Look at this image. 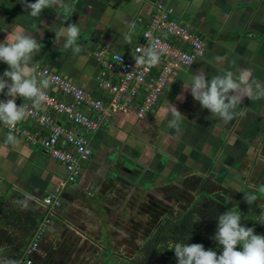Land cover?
I'll return each mask as SVG.
<instances>
[{"label":"crops","instance_id":"1","mask_svg":"<svg viewBox=\"0 0 264 264\" xmlns=\"http://www.w3.org/2000/svg\"><path fill=\"white\" fill-rule=\"evenodd\" d=\"M66 3L73 10L71 17L56 7L32 17L19 0H0V42L21 30L36 35L41 51L33 57L31 67L36 63L50 67L86 89L91 97L107 100L98 83L108 74L96 51L106 44L109 50L130 56L156 3H162L177 20L194 30L204 41L205 52L191 66L174 71L163 94L143 118L133 112H117L96 130L84 131L64 115L44 105H33L50 113L58 124L84 133L92 147L81 175L63 187L56 188L65 179V167L39 143L29 142L26 136L8 131L0 123V239L4 240L0 257L23 255L45 214L41 199L55 188L59 190L60 205L43 234L33 264H93L90 255L95 244L89 236L104 237L111 231L113 240H117L126 217L124 207L129 203L132 210L145 197L171 205L172 192L258 190L264 177V99H245L235 110V118L225 125L210 116L207 109H201L190 92H183L182 85L197 74L211 79L232 71L235 79L240 69H248L254 88L255 84L264 87V0ZM67 23H76L80 29V53L54 43L55 33ZM6 68L0 62V74ZM47 90L70 100L51 84ZM181 94L183 98L178 99ZM5 99L0 94V100ZM19 102L30 103L17 97ZM172 105L184 117L175 127L169 126L174 118ZM84 111L91 117L97 115L87 108ZM17 124L37 138L47 135L44 126L28 118ZM10 133L18 144L5 142ZM253 169L255 180L249 178ZM25 193L34 197L28 210L17 203ZM191 199L197 200L194 196Z\"/></svg>","mask_w":264,"mask_h":264},{"label":"built area","instance_id":"2","mask_svg":"<svg viewBox=\"0 0 264 264\" xmlns=\"http://www.w3.org/2000/svg\"><path fill=\"white\" fill-rule=\"evenodd\" d=\"M149 47L162 51L159 63L151 68L135 64L133 58L143 55ZM204 52L205 45L195 31L177 20L162 3H156L148 25L142 30L140 41L132 47L130 56L111 51L106 44L96 51L101 67L108 74V77L100 79L98 83L99 89L106 94V101L102 97H91L86 89L50 67L36 63L33 69L39 79H50L51 85L70 99L58 98L46 90L44 106L64 115L84 131H94L106 124L117 112H133L138 118L145 117L163 94L174 71L191 66ZM23 103L25 102L17 105ZM85 108L95 111L96 117L87 114ZM25 118L44 126L47 135L37 138L18 124L14 128L7 125L4 127L10 132L26 136L33 144L39 143L53 159L65 167V179L56 188L74 182L81 175L83 162L92 155L89 139L84 133L58 124L50 113L33 106L27 111ZM56 188L41 199L45 214L23 249L26 264H33L43 234L60 205L59 190Z\"/></svg>","mask_w":264,"mask_h":264},{"label":"clouds","instance_id":"3","mask_svg":"<svg viewBox=\"0 0 264 264\" xmlns=\"http://www.w3.org/2000/svg\"><path fill=\"white\" fill-rule=\"evenodd\" d=\"M25 11L32 17L40 16L44 9L56 7L66 16L71 17L73 10L66 0H19ZM41 38L43 33H40ZM80 29L76 23H67L55 33L54 43L64 50L72 49L80 53L82 46L78 43ZM41 43L36 35H30L23 30L14 32L0 42V62L7 68L0 74V94L7 97L0 100V123L14 128L23 120L27 111L36 105L43 108L47 99L46 90L50 87V79H39L31 67L33 57L40 53ZM162 51L158 52L154 47H149L143 55L134 57L135 64L147 65L149 68L156 66L160 61ZM222 60V57H217ZM232 71H226L222 75H215L208 79L202 74L193 75L189 83H183V92H190L192 98L199 102L201 109H207L210 116L221 120L225 125L230 123L237 112L239 105L245 99H264V87L255 84L251 79L248 69H240L237 78L234 79ZM17 97L30 103L17 105ZM181 94L178 99H182ZM173 119L169 121L170 127H175L177 120L182 118L181 113L172 105ZM184 118V117H183ZM7 144L19 143L16 136L9 134L6 137ZM25 198L17 203L24 210H28L29 201L34 197L28 193ZM244 201L252 205L257 200L255 194L244 193ZM218 223L212 239L222 252L217 253L211 249L205 250L199 243L183 244L174 242L171 248L174 251L177 264H264V235L254 234V228L241 225L239 211H226L217 218ZM237 245L241 250H236ZM2 251V250H0ZM0 264H17L14 259L0 257Z\"/></svg>","mask_w":264,"mask_h":264},{"label":"trees","instance_id":"4","mask_svg":"<svg viewBox=\"0 0 264 264\" xmlns=\"http://www.w3.org/2000/svg\"><path fill=\"white\" fill-rule=\"evenodd\" d=\"M217 194L219 193L213 195L206 194L207 196L202 195L197 198V200L190 202L184 213L178 211L175 217L179 220L177 223H174L173 233L168 236L169 239L173 240L172 244H167V242H165L167 240L165 235H158L155 239L147 241L149 247L144 248L145 253L143 254V263H150V258H152V260L153 258H156L157 264H177L174 251L171 249L174 242H180L183 244L199 243L204 246L205 250L211 249L219 255L223 250L222 246H219L217 242L212 239L214 236L212 228L215 230L218 223L217 218H214V216L219 213V210L215 209L214 205L223 208V213L228 210L239 211L241 214L242 226L252 227L254 228V234L264 235V225L254 213L243 210L241 207L237 206V202H228V204H224L225 197L219 194L223 197L220 198ZM214 200H217L218 202ZM197 217L200 218V220L197 221L194 219ZM201 217L203 218L201 219ZM3 246L4 240L0 239V249L3 248ZM236 250H241V246L237 245ZM10 259H14L17 264H26L24 256L21 253H17L13 257H10ZM117 261L118 260H116V262Z\"/></svg>","mask_w":264,"mask_h":264},{"label":"rangeland","instance_id":"5","mask_svg":"<svg viewBox=\"0 0 264 264\" xmlns=\"http://www.w3.org/2000/svg\"><path fill=\"white\" fill-rule=\"evenodd\" d=\"M203 43H204V41H203ZM249 172L251 174V176L249 177L250 179H254V180L257 179V176L255 175L256 170L253 169V170H250ZM212 188H215V186ZM257 189L258 190L256 191V193H257L256 197L261 198V200L258 202L257 206L252 207L251 205H248L244 201V199H243L244 193H247L248 190L238 191L239 196H238V199L236 202H237V206L241 207L243 210L254 213L256 215V217H258L264 225V177L261 179L260 185L257 186ZM210 190H211V186H210ZM233 191H235L237 193L236 190H233ZM186 193H188V192H186ZM188 194H189V198H190L189 202H192L191 198H193L194 195L190 191ZM206 194L207 193L202 191L197 195V198H199L202 195L207 196L208 194L207 195ZM219 194H221V193H219ZM219 194H217L218 197L223 198ZM174 199H176V198L174 197ZM214 201H217V200H214ZM224 201H225L224 204H228V202L232 203L233 200L226 199ZM120 205H121V203H120ZM183 207L184 206L181 205L182 209H183ZM175 208H178V205H176V207L173 206L172 209H175ZM181 208H179V209H181ZM214 208L219 210V213H217L218 215L214 216V218L215 217L218 218V216L223 213L224 209L220 208L219 206H216V205H214ZM214 208H212V209H214ZM125 215H126V217H125V220L122 224V228L119 227L120 232L116 236L117 240H113L114 235H112L111 231L109 232L108 235H106L104 237L102 236V237L91 239V237L89 236V241L95 244L94 247L92 248L93 255L92 256L90 255V257L93 261V264H124L123 259L126 261V263L128 261H130V264H145V263H143V257H144L142 255L143 252H140L142 241H141V239H139L140 235H138V233L141 230H143L141 228H142L144 223L148 222L149 216H143V219H140V216L137 215V212L134 209H132V211L129 214L126 213ZM130 218L132 220H130ZM202 218L203 217H201V219ZM194 219L197 221L200 220V218H198V217L194 218ZM206 220L208 221L207 218H206ZM135 221H137L139 223L137 224V222L135 223ZM207 224H209V223H207ZM138 227H139V230H138L139 232L136 231V229H135ZM212 229H213V233L215 234L216 229L215 230H214V228H212ZM25 240L27 241V239H25ZM172 241H173L172 239L167 238V240L165 242H167V244H172ZM117 244H118V249L116 246ZM137 244H138V246H136V248H135V250H136V253H135V251H133L134 250L133 246L137 245ZM114 258H115V261H114ZM116 260H118V261L116 262ZM150 261L151 262L147 263V264H157L156 258H153V260H152V258H150ZM34 264H35V262H34Z\"/></svg>","mask_w":264,"mask_h":264},{"label":"flooded vegetation","instance_id":"6","mask_svg":"<svg viewBox=\"0 0 264 264\" xmlns=\"http://www.w3.org/2000/svg\"><path fill=\"white\" fill-rule=\"evenodd\" d=\"M199 193L194 192L193 193L194 197L197 198V195ZM215 193H221V195L225 197V200L226 199L233 200L232 203L236 202V200L238 199V195H239L238 192L236 193L235 191H230V190L229 191H222V190L214 191L213 193H211V195ZM247 193H252L255 195L257 194L256 191H247ZM171 196H172L171 205L162 204L160 202L154 203L148 197H145L136 207L133 208L137 212V215L140 216V219H143V216H149L148 222L144 223L141 228L143 230L139 232L138 231L139 227L135 228L136 231L139 232L138 233V235H140L139 239H141L142 241L141 248H140L141 249L140 252H143L142 255L145 253L144 248L149 247V245L147 244V241L151 239L152 240L155 239V237H157L158 235H165L168 238V236H170L173 233L174 223H177L179 220L178 218L175 217V215L177 214L178 211L184 213L188 208V204L190 203L188 193L184 194V193L172 192ZM174 197L176 199H174ZM260 200L261 198H257V200L253 202L251 206L252 207L257 206ZM192 202H193V199H192ZM128 204L129 203H127L126 206L124 207V210H123L124 214L126 213L129 214L132 211ZM180 204L184 206L183 209L181 208ZM176 205H178V208L172 209L173 206L176 207ZM130 220L132 219L130 218ZM136 222L137 221H135V223ZM138 223L139 222H137V224ZM136 246H138V244L133 246V249H134L133 251H135V253H136V250H135ZM123 261H124V264H130V261H128L127 263L124 259Z\"/></svg>","mask_w":264,"mask_h":264},{"label":"water","instance_id":"7","mask_svg":"<svg viewBox=\"0 0 264 264\" xmlns=\"http://www.w3.org/2000/svg\"><path fill=\"white\" fill-rule=\"evenodd\" d=\"M127 197V195H125Z\"/></svg>","mask_w":264,"mask_h":264}]
</instances>
